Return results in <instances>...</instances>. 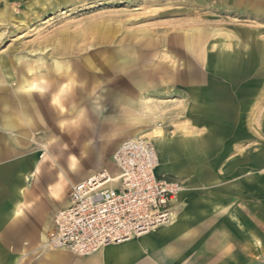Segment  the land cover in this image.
Returning a JSON list of instances; mask_svg holds the SVG:
<instances>
[{
	"label": "rangeland",
	"instance_id": "374dc122",
	"mask_svg": "<svg viewBox=\"0 0 264 264\" xmlns=\"http://www.w3.org/2000/svg\"><path fill=\"white\" fill-rule=\"evenodd\" d=\"M0 4V79L10 85L16 67L25 78L26 66L40 69L28 78L35 91L0 92L11 95L9 109L0 103V143H19L0 157V195L12 194L23 161H44L35 174L28 166L20 219L0 220L3 254L39 247L49 201L68 202L71 188L95 173L116 174L118 147L136 132L149 140L157 130L168 138L165 148L156 147L157 174L181 186L174 212L182 213L188 234L172 236L178 247L158 255L159 263L264 264V0ZM224 50L237 52L235 65L219 61ZM58 66L72 69L48 73ZM148 98L178 103L145 104ZM19 101L41 104L32 134L2 127ZM49 188L57 189L51 200ZM7 199L0 198L1 211ZM232 228L238 236L229 241Z\"/></svg>",
	"mask_w": 264,
	"mask_h": 264
},
{
	"label": "built area",
	"instance_id": "2783aa9c",
	"mask_svg": "<svg viewBox=\"0 0 264 264\" xmlns=\"http://www.w3.org/2000/svg\"><path fill=\"white\" fill-rule=\"evenodd\" d=\"M104 170L75 184L48 232L50 248L88 256L170 221L181 186L159 177V153L143 137L124 141Z\"/></svg>",
	"mask_w": 264,
	"mask_h": 264
},
{
	"label": "crops",
	"instance_id": "0c3cea01",
	"mask_svg": "<svg viewBox=\"0 0 264 264\" xmlns=\"http://www.w3.org/2000/svg\"><path fill=\"white\" fill-rule=\"evenodd\" d=\"M191 45H193L191 43ZM196 47V46H195ZM195 47H191L192 49ZM252 49V48H251ZM225 51V50H224ZM223 52V56H218L219 61H222L226 64H236L237 59V52L233 51L231 52ZM262 54H264V48H261ZM219 53V54H220ZM252 59V58H251ZM231 61V63H230ZM233 61L235 63H233ZM220 62V63H222ZM246 63L252 64V60H247ZM72 68H56L53 69L52 72H48L50 75H56L61 76L64 72H71ZM12 69H10L11 71ZM26 74L28 75V78L31 76L33 77H39L40 69L37 70L35 67L32 66H26ZM14 72L16 73V79L9 78V84L5 82V79H0V92L6 91L11 94L12 90L19 89L23 91L24 95L31 93L36 90V85L33 84V82H30L28 78H25L23 76L24 74H21V69L16 67L14 69ZM20 72V74H19ZM6 83V84H5ZM17 93V92H16ZM5 97L0 96V103H2L3 107L5 109H9L11 107L10 105V98L11 95ZM42 97H45L42 95ZM125 98V97H124ZM159 101L161 103L160 105H168V104H177L178 100H166V99H154V98H148L145 100V104H148L150 102H153V100ZM56 100V99H53ZM61 105L63 100H56ZM176 101V102H175ZM47 102L46 99H44L43 103ZM41 104L36 105L33 102L28 101H19L16 105V114L15 115H6L5 119L3 120L2 127L5 131L9 133H19L20 130H24V134H32L36 132L35 130V124L40 120V109ZM106 108V107H105ZM63 111H60L58 114V119L62 117ZM64 131V130H63ZM62 133L61 129H52L51 133ZM139 136L138 132L134 133L131 138ZM151 138V137H150ZM168 138L166 137V143L167 144ZM184 143H186L184 141ZM192 144H195L196 147L200 144L203 146L202 142H199L197 140H191ZM19 145L17 139L12 137L2 138L0 143V157L8 156L13 151H15L16 147ZM155 145V144H154ZM165 145L163 148H165ZM22 147V146H20ZM157 147V146H156ZM158 148V147H157ZM161 148V149H163ZM160 150V148H158ZM196 150V149H195ZM202 150V149H201ZM37 159V160H36ZM28 163L27 160L23 161L19 166L22 170L20 173V179L18 183H16L11 188L13 189L11 192L12 194L8 195L1 194L0 198L8 197L7 201L4 202V205H6L5 209L1 211L0 208V220L2 219H8V220H19L21 217V213L23 212V201L26 196V183L29 180V172L27 171L28 166L32 165L33 173H37L42 171V168L44 166V161H41V159L36 158ZM37 161V162H36ZM167 169V168H166ZM169 171V169H168ZM11 188H8L11 189ZM55 194H57V189L49 188V199L51 200V197H53ZM2 201L0 200V205H2ZM68 204L67 201H64L62 203L58 202H52L49 201V212H46L42 217V228L41 232L39 234V242L40 246L36 249H32L31 251L26 250L25 248L11 247L8 251V254H3L0 251V264H162L159 263V257L158 255L164 254L167 252L168 249L172 247H178L177 239H175L172 236H180L181 238H187L188 234H185L186 231V220L183 219L182 213L178 212V222H176L177 215L175 216V222L174 224L166 225L161 228H158L154 230L152 233L147 234L143 237L133 239L131 241H128L126 243L115 245V246H109L104 248L102 251H100L97 254L87 256V257H78L74 255L73 253L62 251V250H44L42 248V243L46 239L47 232L52 228L54 224L55 214L59 212V209L64 208ZM234 221H236L235 218H233ZM232 228L233 237L229 239V241L235 240V236L237 233ZM195 234V233H194ZM193 234V235H194ZM238 236V235H237ZM196 237V236H194ZM192 237L191 239H193ZM168 241V242H167ZM173 241V242H172ZM223 242L222 238H218L217 244L215 246L214 250H217L220 246L221 242ZM171 242L175 244L171 245ZM168 243V244H167ZM217 247V249H216ZM235 247L233 244L230 245V248ZM143 250V251H142ZM2 253V254H1ZM37 254V256H36ZM163 257V256H162Z\"/></svg>",
	"mask_w": 264,
	"mask_h": 264
},
{
	"label": "bare ground",
	"instance_id": "6f19581e",
	"mask_svg": "<svg viewBox=\"0 0 264 264\" xmlns=\"http://www.w3.org/2000/svg\"><path fill=\"white\" fill-rule=\"evenodd\" d=\"M1 5V4H0ZM7 64H8V62H7ZM58 68H62V67H60V66H58ZM19 74H20V72H19ZM155 131V134L153 135V136H150L151 138H149V140H151L158 148H163L164 147V145H165V143H166V135H165V133L164 132H159V131H157V130H154ZM154 131H152V132H154ZM152 135V134H151ZM143 137V136H142ZM37 160V159H36ZM37 162V161H36ZM166 171H168V168L167 169H165ZM177 211V210H176ZM58 213V212H57ZM56 213V214H57ZM55 214V215H56ZM177 215V218H176V222H178V219H179V217H178V212H173V214H172V216H171V219H170V221L169 222H167V223H165V224H163V225H161V226H159V227H157V228H155V229H153L152 231H150L149 233H146V234H142V235H137V236H135V237H133V238H131V239H128V240H125V241H122V242H120V243H117V244H113V245H110V246H115V245H120V244H123V243H126V242H128V241H131V240H133V239H136V238H140V237H143V236H145V235H147V234H150V233H152L154 230H156V229H158V228H161V227H163V226H166V225H169V224H174V223H176V222H174V223H171V222H173L174 221V219H175V216ZM54 219V218H53ZM53 227V226H52ZM52 229V228H51ZM50 229V230H51ZM49 230V231H50ZM48 231V232H49ZM48 232H47V235H46V239L43 241V243H42V248L44 249V250H58V249H53V248H50L49 246H48V244H47V241H48ZM107 247H109V246H107ZM106 248V247H105ZM104 249V248H103ZM103 249H101V250H99V251H97L96 253H93V254H91V255H94V254H97V253H99L100 251H102ZM143 251V250H142ZM91 255H88V256H91ZM84 257H87V256H84Z\"/></svg>",
	"mask_w": 264,
	"mask_h": 264
}]
</instances>
